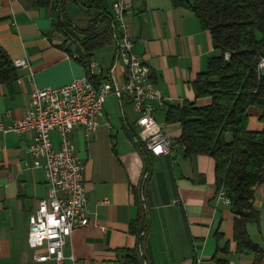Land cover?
<instances>
[{"label": "crops", "instance_id": "0c3cea01", "mask_svg": "<svg viewBox=\"0 0 264 264\" xmlns=\"http://www.w3.org/2000/svg\"><path fill=\"white\" fill-rule=\"evenodd\" d=\"M56 1L0 0V46L13 63L23 59L29 64H14L17 79L0 84V264H52L35 260L37 250L28 243L29 217L49 189L44 169L25 165L33 163L27 148L34 131L3 128L24 118L36 88L62 86L87 72L80 41L52 31ZM130 2L126 20L134 50L151 68L152 80L166 97L174 98L172 104L195 100L193 81L218 53L211 32L193 11L174 0ZM116 58L112 41L97 49L92 59L101 64L107 78ZM117 75L122 84L121 69ZM112 95L121 116L106 101L97 131L86 136L84 128L76 127L71 132L84 165L91 222L69 237L64 264H125V250L132 249L138 250L143 264H218L215 256L227 258L228 264H255L254 253L237 251L235 214L219 198L215 159L185 154L177 142L181 124L166 120L169 104L158 105L156 117L163 113L160 123L175 141L173 151L153 156L146 168L134 138L138 113L130 101ZM198 102L206 104L209 98ZM262 128L260 110L253 107L249 129ZM52 138L58 146L60 133L53 131ZM255 206L260 222L250 223L249 232L263 247L264 182L256 189ZM140 213L146 217L141 239L131 231ZM259 264H264V256Z\"/></svg>", "mask_w": 264, "mask_h": 264}, {"label": "trees", "instance_id": "16d2710c", "mask_svg": "<svg viewBox=\"0 0 264 264\" xmlns=\"http://www.w3.org/2000/svg\"><path fill=\"white\" fill-rule=\"evenodd\" d=\"M68 0L53 4L52 31H62L80 41L86 51L88 66L95 51L113 41L111 3L108 0H71L88 16L86 26L69 18ZM189 8L201 25L212 34L218 52L209 59L205 71L193 81L196 99L169 104L167 122H179L182 132L177 142L188 157L210 155L215 159L216 182L231 199L235 214L234 239L237 251L255 256V264L264 256V246L255 243L250 223L260 222L255 206V192L264 182V72L259 62L264 58V0H174ZM18 69L0 46V84L17 79ZM209 98L206 104L198 102ZM260 110L261 130L249 129L251 109ZM136 141V140H135ZM146 168L154 154L136 141ZM146 217L140 213L131 224L139 236ZM125 264H143L137 249L125 250ZM218 264L227 258L215 256Z\"/></svg>", "mask_w": 264, "mask_h": 264}, {"label": "built area", "instance_id": "2783aa9c", "mask_svg": "<svg viewBox=\"0 0 264 264\" xmlns=\"http://www.w3.org/2000/svg\"><path fill=\"white\" fill-rule=\"evenodd\" d=\"M130 0H113L111 4L113 22L112 38L117 48V58L105 78L101 64L91 60L86 74L58 87L36 88L29 101L24 118L15 121L5 132L34 131L28 152L33 163L26 167H42L49 184L48 195L42 198L30 215L28 243L36 249L35 260L52 264H64L68 258L65 249L69 237L91 222L84 165L71 138L76 127H82L85 135L97 131L104 116L105 102L115 93L123 102L130 101L138 118L136 141L155 156L173 151L175 141L164 132V124L156 117L158 105L172 104L174 98L166 97L152 80L151 68L134 50L126 14ZM16 66L29 67L23 59L15 60ZM263 67L264 58L259 62ZM125 76L118 82V70ZM60 133V143L55 145L52 132ZM219 198L228 204L231 199L223 188ZM107 200H104L105 202ZM74 260V256H70ZM197 258V262H200Z\"/></svg>", "mask_w": 264, "mask_h": 264}, {"label": "rangeland", "instance_id": "374dc122", "mask_svg": "<svg viewBox=\"0 0 264 264\" xmlns=\"http://www.w3.org/2000/svg\"><path fill=\"white\" fill-rule=\"evenodd\" d=\"M66 11H67L69 18H71V19L74 18L75 23L80 24L81 26H86L88 16L85 15L84 13H82L81 8L76 3H74L71 0H68L66 3ZM113 99L115 100V96H113V95L110 97L108 96V98L106 100L107 101L106 105H108L110 103L111 108L114 109V111H115V115L121 116L120 106H119L118 102H116V101L113 102ZM132 115H134V114L132 113ZM157 120L159 122H161L163 120V113L162 112H160L157 115Z\"/></svg>", "mask_w": 264, "mask_h": 264}, {"label": "bare ground", "instance_id": "6f19581e", "mask_svg": "<svg viewBox=\"0 0 264 264\" xmlns=\"http://www.w3.org/2000/svg\"><path fill=\"white\" fill-rule=\"evenodd\" d=\"M14 64H15V61H14ZM259 69H260V70H262V69H263V67H262V66H259Z\"/></svg>", "mask_w": 264, "mask_h": 264}]
</instances>
